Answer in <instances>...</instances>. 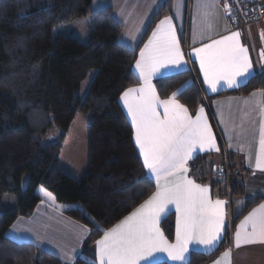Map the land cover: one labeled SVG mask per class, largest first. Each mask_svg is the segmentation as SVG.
Returning a JSON list of instances; mask_svg holds the SVG:
<instances>
[{
    "label": "trees",
    "instance_id": "16d2710c",
    "mask_svg": "<svg viewBox=\"0 0 264 264\" xmlns=\"http://www.w3.org/2000/svg\"><path fill=\"white\" fill-rule=\"evenodd\" d=\"M170 9L171 0L163 1L138 44L129 47L119 40L122 24L110 6L93 10L92 0H0V264H66L33 243L7 237L15 219L28 216L41 202L88 227L85 258L72 264H95L94 242L153 192V182L142 179L145 169L119 96L138 83L132 67L139 47ZM85 16L90 18L87 42L53 33L54 27ZM190 65L154 84L162 97L178 92L176 98L194 111L209 98ZM91 69L95 74L81 96L80 83ZM254 89L264 91V72L233 91ZM78 112L88 115L87 168L79 178L59 167L64 138ZM205 162L200 154L191 161L195 178L208 175ZM8 193L16 198L13 208L3 204ZM243 194V184L234 178L231 197ZM259 198L246 201L244 211L232 218V228ZM160 226L172 240L173 213ZM229 233L226 226L213 250L191 252V264L214 259L226 247Z\"/></svg>",
    "mask_w": 264,
    "mask_h": 264
},
{
    "label": "snow or ice",
    "instance_id": "6c2138e0",
    "mask_svg": "<svg viewBox=\"0 0 264 264\" xmlns=\"http://www.w3.org/2000/svg\"><path fill=\"white\" fill-rule=\"evenodd\" d=\"M216 4L217 0H197L204 22L202 31L212 27ZM224 10L230 12L227 3ZM239 37V32H232L192 49L203 81L212 92L225 85L239 88L254 76L248 48ZM261 56L264 57V51ZM186 64L173 18L165 16L140 50L135 64L143 83L128 88L121 96L131 117L143 167L147 170L142 179L154 177L156 191L96 241L98 264H161L160 253H166L170 261L191 264L190 244L213 249L222 238L227 202L213 200L209 187L196 183L188 175L187 164L198 151H219L204 108L193 117L176 99L178 92L161 100L151 82L162 68L171 66L179 70ZM258 143L255 167L264 170V107L261 108ZM46 194L51 197L50 193ZM170 205L175 206L176 212L175 243H169L159 227L160 220L170 213ZM254 243L264 244V205L245 217L235 232L236 247ZM223 256L229 258L230 250ZM67 259L70 261L71 255H67Z\"/></svg>",
    "mask_w": 264,
    "mask_h": 264
},
{
    "label": "crops",
    "instance_id": "0c3cea01",
    "mask_svg": "<svg viewBox=\"0 0 264 264\" xmlns=\"http://www.w3.org/2000/svg\"><path fill=\"white\" fill-rule=\"evenodd\" d=\"M94 1L95 0H92V3H94ZM163 1L165 0H155V3L154 0H96V9L110 6L114 18L122 24L119 40L129 47H135L151 19L160 8L158 6L162 5ZM226 2L227 0H217L215 16L212 19V27L206 31H202L201 29L203 28L204 22L202 19V10L197 8V0H171L170 12L155 22L148 36L139 47L137 58L132 67L133 73L138 79V83L122 91L119 96V104L131 125L133 143L142 162V156L134 141V128L132 126L131 117L121 100V96L128 88L138 87L143 83L139 76V70L135 67L136 61L140 58V50L148 43L160 20L165 16H172L173 24L176 28L177 39L187 64L179 70L171 66L167 69L162 68L152 77L151 82L159 98L161 100L168 99L170 96H160L154 84L155 80L186 70L190 68V64L193 63L196 69V71H194L196 74V82L200 84L203 95L207 96L209 101L204 100L203 104H200L194 111H190L185 104L179 99H176L188 109L193 117H195V114L201 107L204 108V115L212 129L219 151L216 149L198 151L195 157L199 154L205 157L206 167L204 171L207 172L208 175L205 177H198L200 180L195 178L191 172L190 164L192 159L187 164L189 168V178L195 180L198 184L208 186L213 200L221 199L226 201L227 193L223 184H219L221 186H215L214 183L217 180L213 178L212 174H209L210 170L216 166H220L226 158H228L230 164L242 170L241 174L234 178L243 184L244 194L234 197L230 195L231 199L227 198V203L225 205L226 219L222 238L226 226H231L229 222H231L232 218L240 215L244 211L246 201L261 197L258 203L253 205L248 211H245L237 220L234 227L230 230L226 247L220 251L214 259L206 264H215L218 260L220 264H264V244H242L240 247H236L235 245V232L238 226L244 221L245 217L253 212V210H260V206L264 205V170L255 167L256 156L259 152V124L261 120V108L264 107V96H262L264 91L263 89H254L243 94L233 91L237 88H229L225 85L223 88H218L216 92H212L208 85L204 83L203 74L199 68V61L192 52L193 48L211 43L212 40L220 39L222 36L230 35L232 32H239L240 42L243 46L248 48L254 74L264 72V57L261 56V52L264 51V35H262L263 31L261 24L254 23L249 26L232 24L224 10V4ZM159 111L162 115V107ZM68 135L69 131L64 138L63 144ZM225 154H227V157H224ZM146 173L147 170L145 169V174ZM148 178L154 184L153 192L124 217L128 216L139 207V205L148 200L156 191L155 178ZM169 207L171 209L170 213H173L174 216V237L172 240H169L165 234H163L169 243H175L176 212L174 205H170ZM124 217L122 219H124ZM122 219L104 231L112 228ZM160 222L159 227L161 229ZM85 229H87V231H85ZM88 232L89 229L84 224L67 217L63 213L41 202L37 204L35 209L28 216H18L15 219L7 230V237L17 242L33 243L41 249L54 254L63 263L72 264L78 257L85 256L83 245ZM103 234L97 240H99ZM96 241L92 245V252L95 256V264H98L95 255L97 248ZM213 249H205L202 245L190 244L189 254L193 251L209 252ZM229 250L230 257L226 259L223 254ZM67 255H71L72 259L70 261L67 259ZM158 255L160 261H166L169 264H179V262L170 261L166 253H160Z\"/></svg>",
    "mask_w": 264,
    "mask_h": 264
},
{
    "label": "rangeland",
    "instance_id": "374dc122",
    "mask_svg": "<svg viewBox=\"0 0 264 264\" xmlns=\"http://www.w3.org/2000/svg\"><path fill=\"white\" fill-rule=\"evenodd\" d=\"M96 3H97L96 0L94 1V3H92L93 10H96V7H97ZM89 19L90 18L88 16H85L79 19H75L72 22L68 23L67 25L54 27L53 33L54 34L58 32L64 33L69 36L75 37L82 43H85L88 41V38H89V31H90ZM94 74H95V69H91L88 72L87 76L81 81L80 90H79L81 96L85 94ZM87 119H88V115H86L85 113L78 112L75 115L74 119L72 120L71 126L69 128V135L67 139L65 140L62 150H61V154L59 155L60 156L59 167L62 170L66 171L67 173L77 178L81 177L85 173L86 168H87V164H86V161H87V121H88ZM224 157H227V154H225ZM226 159L228 160V158ZM235 168H238V167H235ZM238 170L239 172L242 171L240 168H238ZM209 174H212L211 170ZM213 178H215L220 184H223V185H225V183L229 184L230 187L229 188L225 187V189L226 190L229 189V194L231 195V183L234 177H230L228 182H224V183L221 180L219 181L215 175H213ZM228 197L231 199L230 196H227L226 201ZM2 200H3L4 205L10 208L15 207L16 198L13 194H10V193L5 194ZM230 223L231 222H229V224ZM229 229L231 230L232 227L229 226ZM81 258H85V256ZM94 263H95V256H94Z\"/></svg>",
    "mask_w": 264,
    "mask_h": 264
},
{
    "label": "built area",
    "instance_id": "2783aa9c",
    "mask_svg": "<svg viewBox=\"0 0 264 264\" xmlns=\"http://www.w3.org/2000/svg\"><path fill=\"white\" fill-rule=\"evenodd\" d=\"M230 12L226 13L232 24L249 26L259 23L262 26L264 34V0H227ZM211 173L220 181L228 182L230 177L239 176L238 168H233L227 159L220 166L211 169ZM225 187L229 188V184L225 183ZM226 190V189H225ZM226 195L230 196L229 189ZM229 198V197H228Z\"/></svg>",
    "mask_w": 264,
    "mask_h": 264
}]
</instances>
